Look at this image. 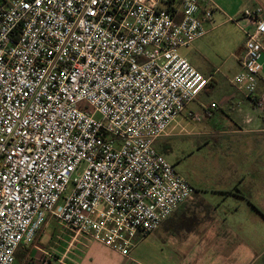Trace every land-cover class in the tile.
<instances>
[{
	"label": "built area",
	"instance_id": "2783aa9c",
	"mask_svg": "<svg viewBox=\"0 0 264 264\" xmlns=\"http://www.w3.org/2000/svg\"><path fill=\"white\" fill-rule=\"evenodd\" d=\"M213 10L211 0H0V264H15L49 219L66 254L98 243L133 260L138 238L193 196L155 145L209 84L180 49L207 34ZM244 15L247 26L231 19L245 35L232 83L264 118V8Z\"/></svg>",
	"mask_w": 264,
	"mask_h": 264
},
{
	"label": "crops",
	"instance_id": "0c3cea01",
	"mask_svg": "<svg viewBox=\"0 0 264 264\" xmlns=\"http://www.w3.org/2000/svg\"><path fill=\"white\" fill-rule=\"evenodd\" d=\"M211 1L214 10L212 19L205 23L207 34L180 49V54L209 79V84L187 105L183 116L170 126L157 146L163 152L169 151L163 147L164 140H183L193 147L200 139L203 141L197 146L212 142L219 145L220 136L224 139L219 142L225 148L226 157L236 158L235 162L227 161L229 170L221 175L220 187L200 189L191 183L195 188L193 196L156 231L138 238L131 251L133 260L98 243H77L66 254V243L54 246L57 234L54 232L49 246H39L40 234L33 245L21 248L29 250L27 264H41L46 258L44 252L51 248H55L56 256L49 264H264V118L248 95L232 83L242 70L245 35L231 21L237 19L242 26L249 25L251 18L244 11L264 8V0ZM207 5L206 1L202 4L203 8ZM174 6L179 22L181 7ZM216 12L221 16H215ZM228 30H233L232 36ZM258 91L259 94L264 91V78L259 82ZM189 112L199 115L201 120L192 121ZM215 126L220 130H215ZM172 149L169 155L174 154ZM149 236L152 237L147 240ZM143 243L146 250L155 244L152 257L143 258V251H138Z\"/></svg>",
	"mask_w": 264,
	"mask_h": 264
},
{
	"label": "rangeland",
	"instance_id": "374dc122",
	"mask_svg": "<svg viewBox=\"0 0 264 264\" xmlns=\"http://www.w3.org/2000/svg\"><path fill=\"white\" fill-rule=\"evenodd\" d=\"M226 10L227 6L224 5ZM215 16H221L219 12L215 13ZM223 19V18H222ZM233 30H228L229 34L231 35V32ZM226 32H222V36ZM232 36V35H231ZM235 37V36H233ZM259 92V91H258ZM96 117L99 119L101 118L100 115H96ZM215 130H220L219 126H215ZM219 141H222L220 136L218 137ZM159 141V140H158ZM156 142V145L158 143ZM164 145L167 148H169V151H160L165 156L171 154L173 151V147L175 149L173 155H169L170 158L168 159L173 162L176 171L183 177H185L187 180H189L191 183H193L198 188H207V189H214L220 187L221 182V175L225 174L229 169H227V161L235 162L236 158L233 155L231 158H227L225 148H221V144L219 141H217L216 145L214 142H212L209 145H201L197 146V143L202 142L203 140H198L199 142H196L193 147H189L183 140H164ZM157 149V147H156ZM158 150V149H157ZM165 150V149H164ZM231 151H235V147L231 149ZM169 153V154H168ZM73 186L70 185L68 188V192L72 190ZM45 231V232H44ZM61 231V226L57 223V221L53 219H49L48 223L43 227L41 232V242L39 243V246H49L51 244L50 241L52 238V234L57 233L55 236V240L57 239V235ZM152 236L146 237L149 240ZM145 239V238H144ZM54 240V242H55ZM146 240V241H147ZM53 244V243H52ZM155 246V244H154ZM153 246V248L145 249L144 243L143 247L140 248L138 251H143V258L145 256L152 257L151 254H154L156 252V248ZM106 252H109L113 254V252L109 249H105ZM29 250L27 248H23L19 251L20 256L17 258L16 264H27L26 263V256L29 253Z\"/></svg>",
	"mask_w": 264,
	"mask_h": 264
},
{
	"label": "trees",
	"instance_id": "16d2710c",
	"mask_svg": "<svg viewBox=\"0 0 264 264\" xmlns=\"http://www.w3.org/2000/svg\"><path fill=\"white\" fill-rule=\"evenodd\" d=\"M157 145H158V143H157ZM157 145H155L156 147H157V149H158V146ZM21 249H19L18 250V252H17V258L20 256V253H19V251H20ZM31 264V263H30Z\"/></svg>",
	"mask_w": 264,
	"mask_h": 264
},
{
	"label": "snow or ice",
	"instance_id": "6c2138e0",
	"mask_svg": "<svg viewBox=\"0 0 264 264\" xmlns=\"http://www.w3.org/2000/svg\"><path fill=\"white\" fill-rule=\"evenodd\" d=\"M36 2H37V3H39V2H40V0H36Z\"/></svg>",
	"mask_w": 264,
	"mask_h": 264
}]
</instances>
